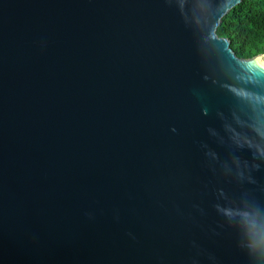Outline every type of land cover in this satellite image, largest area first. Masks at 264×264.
Wrapping results in <instances>:
<instances>
[{
    "label": "water",
    "instance_id": "water-1",
    "mask_svg": "<svg viewBox=\"0 0 264 264\" xmlns=\"http://www.w3.org/2000/svg\"><path fill=\"white\" fill-rule=\"evenodd\" d=\"M243 1L0 0V264H264Z\"/></svg>",
    "mask_w": 264,
    "mask_h": 264
},
{
    "label": "trees",
    "instance_id": "trees-1",
    "mask_svg": "<svg viewBox=\"0 0 264 264\" xmlns=\"http://www.w3.org/2000/svg\"><path fill=\"white\" fill-rule=\"evenodd\" d=\"M217 33L231 40L240 58L264 54V0H244L227 14Z\"/></svg>",
    "mask_w": 264,
    "mask_h": 264
}]
</instances>
